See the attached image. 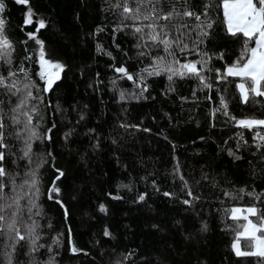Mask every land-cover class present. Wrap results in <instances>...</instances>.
<instances>
[{"label":"trees","instance_id":"1","mask_svg":"<svg viewBox=\"0 0 264 264\" xmlns=\"http://www.w3.org/2000/svg\"><path fill=\"white\" fill-rule=\"evenodd\" d=\"M3 2L0 19L14 48L12 70L25 67L41 89L43 101H34L39 109L34 123L41 134L51 129V140L33 144V152L47 159L39 172L43 215L37 219L40 243L45 245L35 254L39 264H48L50 258L52 264H261L256 257H237L231 249L232 229L238 222L225 209L255 204L264 210V203L243 194L242 199H231L224 192L264 194V147L257 149L253 132L211 112L223 95L231 115L264 118V97L244 104L235 87L239 78L229 77L231 83L216 78L214 70L223 73L243 46L242 35L226 32L222 8L216 7L220 0H190L197 14L211 4L209 16L216 20L200 46L211 57L203 72L211 89L194 77L169 81L166 74L143 73L151 57L166 54L151 49V56L140 55L149 48L137 47L140 41L131 28L118 30L122 18L112 7L116 0ZM29 8L32 23L25 24ZM40 20L45 27L37 32ZM174 23L194 27L199 22L184 17ZM29 33L43 42L46 59L64 65L49 92H43L44 81L38 76L40 45L29 39ZM195 38L193 32L186 39L190 47ZM177 56L181 62L200 59L196 52ZM121 66L134 79L115 71ZM7 70L8 65L0 62V72ZM0 100L4 112L15 103L6 93ZM5 131L13 133L14 128L9 124ZM238 132H243L247 145ZM5 142L11 145L5 166L23 176L28 162L19 159L22 144L13 138ZM56 169L64 175L56 182L59 193L49 200L47 189ZM189 189L199 199L189 197ZM140 195L145 196L143 201ZM185 199L192 203L184 204ZM57 236L59 243H53ZM29 261L25 244L18 249L16 264Z\"/></svg>","mask_w":264,"mask_h":264},{"label":"snow or ice","instance_id":"2","mask_svg":"<svg viewBox=\"0 0 264 264\" xmlns=\"http://www.w3.org/2000/svg\"><path fill=\"white\" fill-rule=\"evenodd\" d=\"M15 2L27 5L29 0H15ZM177 4L180 7H177ZM4 7L3 0H0V12L4 10ZM112 7L119 10V15L122 18L121 24L117 26L118 30L131 28L133 34L140 41L137 47L149 48L148 52L141 51V56H151V49L162 50L166 54L151 57L152 63L142 70L143 73L149 76L166 74L169 81L175 77H194L198 79L203 88H212V84L203 74L211 57L206 51H201L200 48L216 23V20L209 16L208 9L211 4L205 5L202 14H197L192 10L190 0H116ZM216 7L222 8V23L226 32L233 37L241 35L243 37L240 56L232 64L227 65L223 73L220 69H215L216 78L224 83L232 82L229 81V77L239 78L235 87L239 92L241 102L244 104H248L250 101L258 102L255 101L256 97H264V0H220ZM32 15L29 8L27 18L24 20L25 24L32 23ZM184 17L194 18L199 23L194 27L188 23H174L177 18L182 19ZM4 27L5 21L0 19V62L8 65L6 74L0 72V94L6 93L10 99L14 97L15 103L9 112H4L3 107H0V264H16L18 249L25 244L28 246L29 264H39L35 259V254L45 247L44 244L40 243L42 239L41 225L37 219L43 215L42 206L38 203L41 194L39 172L47 163V159L43 154L37 155L33 152V144L36 141L51 140L52 137L48 134L51 129L41 134L38 131V125L34 123L35 115L39 113L38 106L34 101H43V97L38 95L41 89L32 80L25 67L21 66L15 71L12 70L14 48L4 33ZM44 27L45 22L40 20L36 31L38 32ZM193 32L196 33V38L190 47L186 39ZM28 35L29 39H36L35 33ZM36 43L40 45L38 76L44 81L43 92H49L53 89L55 82L59 80L64 65L46 59L43 42L36 39ZM98 50H102L100 46H98ZM177 52L180 54L196 52L200 59H185L181 62ZM223 56L224 54L220 53L219 59H223ZM115 71L126 76L129 80L134 79L133 75L129 74L123 66L115 68ZM19 74L23 75V79L19 78ZM139 78L143 81L145 77L141 75ZM146 90L145 86L142 91ZM120 98L122 100L125 98L123 92H121ZM208 99H212V97L209 96ZM3 103L4 101L0 100V105ZM217 113L228 117L229 121L236 127L253 132V141L257 149L264 147V118L255 116L237 118L231 115L228 110V102L223 95L219 97V107L212 109L211 115L215 117ZM9 124L14 128L13 133H6L5 131ZM237 136L244 145H247L248 142L244 139L243 132H238ZM9 138H13L22 144L19 159L28 162L27 170L23 176L20 172H10L5 166L4 162L8 158L7 150L11 147L5 141ZM240 146L241 144L238 143L237 147ZM47 155L50 156L51 153ZM229 155L240 159L231 150H229ZM55 171L57 175L47 189L49 200H52L59 193L60 190L56 182L64 175L60 169ZM184 186L187 188L186 181ZM241 194L264 203V198H262L264 194L254 191L245 192L244 189H239L235 196L231 192H224V195L231 199H242ZM164 195L169 196L171 194L166 192ZM187 195L193 197L190 189ZM144 199V195L139 196L140 201ZM193 199H199V197H193ZM182 202L188 205L192 203V200L185 199ZM100 208L101 211L106 210L104 205H101ZM225 214L232 221L238 222L236 227L232 229L235 237L231 243V249L235 255L237 257H256L261 264H264V210L255 204H251L225 209ZM240 221L243 223H239ZM206 229L207 226L205 225L204 230ZM104 235L109 236L110 232L105 229ZM242 238L244 240L243 247L241 246ZM59 241V236L53 239V243H59ZM71 250L73 252L78 251L74 246ZM49 251H51L50 246ZM127 258L125 257V259ZM48 264H52V258Z\"/></svg>","mask_w":264,"mask_h":264}]
</instances>
